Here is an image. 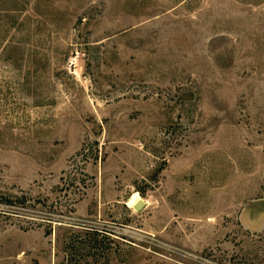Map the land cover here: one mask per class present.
<instances>
[{"label": "rangeland", "instance_id": "rangeland-1", "mask_svg": "<svg viewBox=\"0 0 264 264\" xmlns=\"http://www.w3.org/2000/svg\"><path fill=\"white\" fill-rule=\"evenodd\" d=\"M0 264H264V0H0Z\"/></svg>", "mask_w": 264, "mask_h": 264}, {"label": "trees", "instance_id": "trees-1", "mask_svg": "<svg viewBox=\"0 0 264 264\" xmlns=\"http://www.w3.org/2000/svg\"><path fill=\"white\" fill-rule=\"evenodd\" d=\"M107 234L106 231L99 232L94 229L72 231L69 236V242H65V260L68 262V259H73L79 251L97 250V240L109 239ZM105 251L109 253V255H114L116 253L112 248H108Z\"/></svg>", "mask_w": 264, "mask_h": 264}, {"label": "water", "instance_id": "water-1", "mask_svg": "<svg viewBox=\"0 0 264 264\" xmlns=\"http://www.w3.org/2000/svg\"><path fill=\"white\" fill-rule=\"evenodd\" d=\"M142 207H143V203L141 201H138L136 204H134L133 209L135 211H139L141 210Z\"/></svg>", "mask_w": 264, "mask_h": 264}, {"label": "bare ground", "instance_id": "bare-ground-1", "mask_svg": "<svg viewBox=\"0 0 264 264\" xmlns=\"http://www.w3.org/2000/svg\"><path fill=\"white\" fill-rule=\"evenodd\" d=\"M138 196L137 195H133L130 200H129V206H134V204L137 203L138 199L135 200V203H133V198H137Z\"/></svg>", "mask_w": 264, "mask_h": 264}, {"label": "clouds", "instance_id": "clouds-1", "mask_svg": "<svg viewBox=\"0 0 264 264\" xmlns=\"http://www.w3.org/2000/svg\"><path fill=\"white\" fill-rule=\"evenodd\" d=\"M136 199H138V197H137V198H133V203H135V200H136Z\"/></svg>", "mask_w": 264, "mask_h": 264}]
</instances>
